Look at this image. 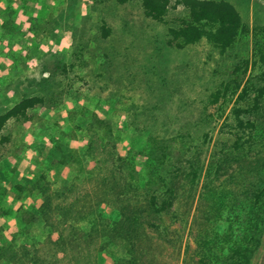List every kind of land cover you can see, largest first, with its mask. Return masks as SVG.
Returning a JSON list of instances; mask_svg holds the SVG:
<instances>
[{
    "label": "rangeland",
    "instance_id": "rangeland-1",
    "mask_svg": "<svg viewBox=\"0 0 264 264\" xmlns=\"http://www.w3.org/2000/svg\"><path fill=\"white\" fill-rule=\"evenodd\" d=\"M226 1L241 16L230 43L174 38L189 18L176 0L160 19L139 0H0V113L43 99L1 131L0 264L128 256L103 233L121 199L142 202L125 192L136 134L210 116L209 143L187 144L203 173L152 219L163 240L144 262L264 264V0Z\"/></svg>",
    "mask_w": 264,
    "mask_h": 264
},
{
    "label": "trees",
    "instance_id": "trees-1",
    "mask_svg": "<svg viewBox=\"0 0 264 264\" xmlns=\"http://www.w3.org/2000/svg\"><path fill=\"white\" fill-rule=\"evenodd\" d=\"M139 1L145 14L154 19H160L171 3V0ZM175 3L189 10L188 20L183 21L178 29L171 30L174 38L182 39L185 43L196 41L203 35L230 43L241 27L239 12L226 0H176ZM208 25L215 27V31H208L205 27ZM219 93L213 94L215 100L220 97ZM41 102L43 99L38 96H25L0 113V143L1 131L6 122L10 118L25 117L29 108ZM211 119V116L210 119H198L194 131L178 128L173 131L147 130L146 134H136L137 142L134 143L138 144L129 149L125 192L127 195L141 192L143 203H132L131 197L121 199L120 219L103 233L111 242L121 245L128 255L118 257L112 264H146L144 257L147 251H144V246L149 253L152 252L154 242L162 235L158 230L159 225L153 223L152 219H158L169 210L177 193L184 191L183 184L187 180L197 183L203 173L205 157L201 155L199 147L192 150L187 144L189 141H197L201 146L209 143L210 134L200 131V123L210 122ZM136 155L143 158L139 166L136 164ZM248 165L251 167L252 164L248 162ZM253 193L258 199L261 190L256 189ZM160 238L163 240V236Z\"/></svg>",
    "mask_w": 264,
    "mask_h": 264
},
{
    "label": "crops",
    "instance_id": "crops-1",
    "mask_svg": "<svg viewBox=\"0 0 264 264\" xmlns=\"http://www.w3.org/2000/svg\"><path fill=\"white\" fill-rule=\"evenodd\" d=\"M1 5V4H0Z\"/></svg>",
    "mask_w": 264,
    "mask_h": 264
}]
</instances>
